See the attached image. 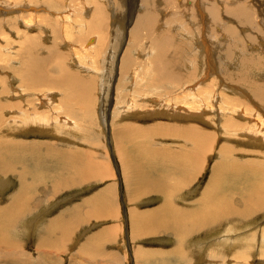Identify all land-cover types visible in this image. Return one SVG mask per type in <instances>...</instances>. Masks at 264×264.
Here are the masks:
<instances>
[{"label":"rangeland","instance_id":"1","mask_svg":"<svg viewBox=\"0 0 264 264\" xmlns=\"http://www.w3.org/2000/svg\"><path fill=\"white\" fill-rule=\"evenodd\" d=\"M95 1L98 0H90V3L87 5ZM101 1V24L104 23L102 31L106 33L104 39L105 42L103 43H107V45L101 47L102 51H100L99 55L96 53L94 54V48H92L91 53L89 51L78 57L80 63L84 65L87 64V66L80 65L79 70H83V67H88L87 75L88 79H90L89 89L92 94L90 112L87 111L89 110L88 107L85 109L87 112L85 110L82 112L81 107L76 106L78 104L76 101L74 104L75 115L72 118L74 122H76L73 126V131L69 133V131L62 130V132L58 134L52 133V136L44 135L39 137L36 135H27L24 137L28 143H31L34 140L46 141L48 142V146H50V150L52 147L60 150V153L76 155L78 158L77 169L76 171H73L72 169H61L58 172V168L44 167L41 170V176L35 181L30 175H27L25 178L27 193L24 195L27 198L21 205L24 209L23 214L20 215V222L16 221V225L13 227L14 232L12 231V237L14 241L16 240L15 242L18 245V249L29 253V255L31 254L30 256L32 257L33 263H40L37 259L39 257L44 260L47 259V261L45 260L46 264H264V250L261 254H258L259 251L255 247V245H258L256 236L264 235V186H257L255 193H258V201L252 200L249 202L250 209L246 217L238 219L236 217V219L220 218L221 220L218 219L215 222L213 221L212 223L208 222L205 224L203 226L204 229L201 231L195 232V229L192 230L193 232L190 231L187 236L185 234V229H183L184 231L182 230L187 224H190L195 228L202 222V218H193V214L198 211L197 205L194 202H191L188 205L186 204L188 201L197 198V196L199 197L200 191L205 187L204 184L212 174L211 170L214 163L216 164V162H218L219 167L214 169L213 175L218 177L222 174V165L224 163L217 161L219 151L227 152L230 151V149H235V147L239 148L243 144L241 142L224 139L217 127L207 128L195 120H174L171 117L160 114L154 116L146 115L145 118L139 116L150 113H145L147 108L150 110L153 109V112H163L168 109L169 104H172L173 106L176 104L183 105L184 100L180 99V96L177 95L176 101L173 95L171 96L170 92L166 94L163 90H161L160 94L157 91L150 93V90L148 89L149 87L144 85V72L150 66L152 56L143 57V53L146 49L151 48L152 41L147 35V30H141L137 36H134L133 30L135 24H132L135 20L136 14H138L137 9L139 4H141V0H114L118 4L117 7H109V5L104 2L105 0ZM112 1L113 0H111V2ZM246 1L249 5H252L255 2H261V0ZM19 2H22L23 4L25 0H18V3ZM37 2L44 3L43 0ZM64 2L65 1L63 0H54L52 11L60 10L62 3ZM10 3L13 2L10 1ZM152 3L156 10H170L166 0H152ZM261 3H264V0ZM65 4L66 9H68L69 3L65 2ZM177 4L178 6L181 5L180 0L177 1ZM216 4L220 6L218 2H216ZM16 13L17 12L12 11L10 14L6 15ZM0 16L3 15L1 14ZM48 16H51V14L48 13ZM220 16L221 22L227 20V26H237L235 20H230L226 17L223 8H221ZM110 17H112V19ZM78 21H80V19ZM47 22L54 23L55 27L47 29L33 28L28 30L27 38H30L34 43L39 42L41 44H43L44 41L47 42L46 44L55 41L63 42L65 39L76 41L78 35L76 26L71 33H66L61 31V23H57V21L53 22L50 19H48ZM221 22L212 24L211 21L208 20V24L211 28V36H207V33L205 34L206 31L208 32L207 28H203L202 25L198 27L200 37L204 38V40L207 39V41H204L205 49L212 48L211 41H215L219 35H222L223 40L220 39L218 44L225 41V46L230 45L235 48L234 50L230 49L231 60L234 58L235 53L240 51L244 45L249 53L252 51L249 47L252 46L254 48L253 51L260 54V57H258L255 53H252L256 58H259L258 63H260L262 68L260 67V70H258L249 65L248 70L243 69L241 73L238 74L237 71H233L220 61L219 55L214 52L212 58H216V68L215 70H210V72L214 73L220 69L222 76L229 74V79L224 80V82L230 87L236 86L239 88L237 92H241L240 89L244 88L242 78L248 77V72L251 74V79L254 83H262L264 78H260L261 74L264 73V68L262 66V63L264 64V55L262 58V52H260L258 48L262 47L261 49H264V41H262L263 43L261 42V39L264 38V29H262L264 27L259 26L261 27V30L259 28L258 30H253L249 27L237 26L238 32L235 35L227 31V26L223 28L220 27ZM75 23L72 24V27ZM89 25L90 22L86 21L83 28H86L87 34L92 35L93 32ZM16 27L21 29L23 28V24H17ZM0 28V77L3 76L6 78V76L9 75V65H13L16 62V59H14V53L16 49L15 47L18 46V43H16L18 38L15 30H8L7 27H5V29L3 26ZM152 28L155 32L159 33L157 25ZM247 31H250L256 39V42L249 47L247 46V44L249 45L247 37H240V35H246ZM1 32H3L5 36L3 34L1 36ZM189 33H192L191 28ZM191 42L192 39H189L187 43L189 44ZM77 45L78 44H75L73 46L75 50ZM62 46H64L63 43ZM216 48L218 49L219 47ZM224 48L222 47V50ZM115 49L116 60L115 58L113 59L112 56ZM135 50L136 54H134ZM2 52L5 58L1 55ZM237 54L236 56L238 57L241 55L240 53ZM205 55L207 56L206 51ZM69 57V54H67V60ZM110 57L112 59H110ZM119 57L130 60L127 64L129 70L120 72L132 75L131 79H134L133 81L135 83L131 82L132 84L129 87L131 79H126L127 75L120 76L115 87L114 101L112 103L110 102V89L109 93H107L105 88H108L109 86L107 85V81L109 82L110 74H112L113 77V74L115 76L118 72V68L110 70V67L111 65L112 67L114 66V62L115 64L117 63ZM133 61H135V65H133ZM134 68L136 69L135 72ZM197 78L198 75L196 74L193 79ZM1 85L2 82L0 86ZM102 90H104V92H102ZM175 90L180 91L181 89L178 88ZM143 95L144 97H142ZM41 97L43 101H47V96L45 94H42ZM156 99L157 102L154 101ZM246 103H249V107L253 111H261L259 106L257 107L255 105L256 101L251 97L250 93ZM116 104L122 107L116 108ZM109 105H112V109ZM156 107L157 109H155ZM126 108L130 111L129 115L133 113L131 112L133 109H137L138 111L135 112V116L122 115L120 111ZM103 112L106 121L108 120V123L105 122V125L107 126L106 128L99 120V115ZM242 122H248V120L244 119ZM168 125H170V132L164 130L162 134L167 133L169 136L163 135L164 137H156L152 134V131H155L153 127L162 126L165 128V126ZM179 125L184 129L185 134L182 133L181 128L180 130H177L176 127ZM139 126L144 127L143 129L146 130L139 132ZM203 131H212L211 134L214 133L213 135H215V138L212 137V139L206 143V148H212V151L210 153L206 151L202 156V151H197L194 144H190V141L198 138L197 133ZM183 135L188 136V139L184 140V137H182ZM55 136L59 137L57 138ZM249 145L250 144H247L242 147L252 153L257 151L256 149H259V147ZM40 148L37 150L38 153H36L41 157L45 156L44 162L47 163L49 160V158H47L49 149H46V147L42 145ZM262 150L264 151V148ZM169 151L172 152L170 153ZM167 152H169L170 155ZM245 152V150L242 152V156L241 152L236 151L233 154V158L236 159L235 162H240L243 166H245V164L250 166L256 175L264 173V155L261 154V156L251 158L253 156L248 154V157L246 156L247 154H244ZM52 153H57V151ZM31 155L32 154H30V157L32 158L33 156ZM58 156L60 155L58 154ZM171 157L175 159L179 165L185 159H188V166L186 168H191L190 159L201 162L199 166L200 168L195 170L192 174L194 178H190L195 180L192 184L186 185L184 179L183 186L179 187L177 186L179 180H169L170 177H174L172 165H174L175 162L172 163L173 159L171 160ZM244 159L245 164L242 161H239ZM156 163H158V167L153 171H151V168L149 169L150 165H146H155ZM84 164L87 168L84 167ZM20 168L21 167L18 165L16 170L9 171L8 175L0 174V180L6 179V177L8 179V185L0 187V206L7 204V202L10 201V198L15 195L17 189H19L18 172L21 170ZM81 168L87 169V173L89 172L88 174L90 176L92 175V179L81 180L78 175ZM147 173L149 177L147 176ZM144 174H146V176ZM98 176L102 177L99 178ZM166 179L169 180L170 183L177 180V185L175 183L172 185L166 183V187H164V190L166 189L165 191L171 195V202L167 199L163 202V194L161 192L157 194L150 188L151 185L159 184ZM59 180L74 181L66 187H57ZM168 186L171 189H169ZM175 186H177L176 188L179 190H177ZM173 191L175 194H173ZM166 203L169 205L175 203L176 205L174 204V206H182L181 209H183L186 221L182 223L183 226L181 225L180 230L185 234V237H182L181 233L177 236L176 233L168 229L159 230L160 227L158 228V233L142 235L139 238L134 237L133 234H135L137 229H134L132 221L133 217L130 218V211L137 213L144 210H151L157 205H161V207L164 205V210L160 211L161 214H163L166 211ZM234 203L235 202L233 201V204ZM236 206L238 209L242 207L239 203L236 204ZM57 215H60L62 219L68 220L66 222H61L56 218ZM74 215H76V217ZM232 215H234L233 212L230 213L228 217H231ZM77 217L80 218L82 222L80 225L78 224L79 226H77V228L74 227L76 226L74 223L73 228H76V230L71 232L72 238L70 239L65 238L63 230L54 228L55 225L50 229V226L54 221L59 223L63 228H68L70 220L73 221V219H77ZM50 218H54V221L49 220ZM162 219H165L166 222H168L166 213L162 216ZM228 228L235 230L230 233L245 230L247 235H249L248 237L251 238V244L248 243L247 236L243 245L236 244L230 250H226V246L223 244H214V240L211 239H213L215 235L224 236ZM3 234L4 233L0 230V237ZM50 241H53L54 243ZM263 244L264 240H262L261 243L259 242V246ZM262 247H264V245ZM14 248H16V246ZM139 248H149L150 252L152 251L151 253L153 254H150L149 252L148 256L140 257L138 254ZM154 249H162L165 252L161 255H157L154 254ZM5 253L7 252L0 251V264H18L14 260L4 256Z\"/></svg>","mask_w":264,"mask_h":264},{"label":"bare ground","instance_id":"2","mask_svg":"<svg viewBox=\"0 0 264 264\" xmlns=\"http://www.w3.org/2000/svg\"><path fill=\"white\" fill-rule=\"evenodd\" d=\"M10 1L13 3H10ZM37 1L39 0H25L22 4V2L18 3V0H0V15H3L0 16V27L3 26V28L7 27L8 30H15L18 38L16 41L18 46L15 47L16 49L14 53V59H16V62L13 65H9V75L6 76V78L3 76H1L2 78L0 77V84L2 82V85L0 86V174L8 175V172L16 170L18 165L21 167V170L18 172L19 189H17L15 195L10 198V201L7 202V204L0 206V230L4 233L0 237V251H6L7 253H5L4 256L14 260L18 264H44L47 261V259H45V261L38 257L37 259L40 263H33L32 257L30 256L31 254L29 255V253L19 250L17 247L18 245L15 242L16 240L14 241L12 237L13 227L16 225V221L20 222V215L23 214L24 209L21 205L27 198L24 196L25 193H27L25 178L27 175H30L35 181L41 176V170L44 167L58 168L59 172L61 169H72L73 171H76L78 165V158L76 155L60 153V150L52 147L50 150V146H48V142L46 141L34 140L31 143H28L24 137L27 135H36L39 137L44 135L52 136V133L58 134L62 132V130L69 131V133L73 131V126L76 123L72 119L75 115L74 104L77 101L78 104L76 106L81 107L82 112L87 107L89 108L87 111L90 112V104L92 100V94L89 89L90 79H88L87 75L88 67H83V70H79L80 65L84 64L79 62L78 57L89 51L91 53L92 48H94V54L96 53L99 55L100 51H102L101 47L107 45V43H103L105 42L104 39L106 33L102 31L104 23L101 24V0L95 1L89 5L87 4L90 3V0H63L66 3H69V8L66 9V4L64 2L62 3L60 10L54 12L52 11L54 0H43L44 3ZM177 1L178 0H166L170 10H156L153 7L152 0H141V4H139L137 9L138 14H136L135 20L132 24H135L133 30L134 36H137L141 30H147V35L152 41L151 48L146 49L143 53V57L152 56L150 66L144 72V85L149 87L148 89L150 90V93L157 91L160 94L161 90H163L166 94L170 92L171 96L173 95L176 101L177 95H179L180 99H183L184 102L183 105L176 104L173 106L172 104H169L167 110L158 113L153 112V109L150 110L147 108V110L144 109L146 110L145 113H150L139 116L145 118L146 115L154 116L160 114L171 117L174 120H195L207 128L217 127L224 139L241 142L243 144L242 146L250 144L249 146L259 147L254 153L242 146L239 148L235 147V149H230V151L227 152L219 151L217 161L224 163L222 165V174L218 177L213 175L214 169L219 167L218 162H216V164L214 163L211 170L212 174L204 184L205 187H203L202 190L200 189L199 197L197 196V198L188 201L187 204L185 203L188 205L189 203L194 202L197 205L198 211L193 214V218H202V222L199 223L198 227L194 228L190 224H187L182 228V230L185 229V234L187 236L190 231L194 229L195 232L201 231L204 229L203 226L205 224L208 222H215L220 218L238 219L246 217L250 209L249 202L252 200L258 201V193H255L257 186H264V173L256 175L253 169L245 164V159L239 160L245 164V166H243L242 163L235 162L236 159L233 158V154L236 151L242 153L244 150L246 151L244 153L247 154L246 156H248V154L253 156H250L251 158L261 156V154L264 155V151L262 150L264 148V81L262 83H254L251 79V74L248 72V77L242 78L244 88L240 89L241 92H237L239 88L236 86L230 87L224 82V80L229 79V74L222 76L220 69L214 73L210 72V70H215L216 68V58H212L214 52L219 55L220 61L233 71H237L238 74H240L243 69L248 70L249 65L260 70L261 66L260 63H258L259 58H256L252 53H255L258 57H260V54L254 52L252 46L249 47L256 42V39L250 31H247L244 36L240 35L241 38L247 37L249 41V45L247 44V46L251 48L253 52L250 51L249 53L244 45L240 51H237V53H240L241 55L238 57L236 56L237 53H235L234 58L231 60L230 49L234 50L235 48L230 45L225 46V41L218 44L220 39L223 40L222 35H219L215 41H211L212 48L205 49L204 41H207V39L204 40V38L200 37L198 33V27L202 25L203 28L208 29V32L204 31L205 34L207 33V36H211V28L208 24V20H210L212 24L221 22V8H223V12L227 18L236 21L237 26L249 27L253 30H258L259 28L261 30V27L259 26L264 27V3H261L263 0L257 3L255 2L252 5H249L246 0H180L181 5L178 6ZM14 2L18 4L21 3L22 5L20 4V6ZM104 2H106L109 7L118 6L114 0L112 2L111 0H105ZM216 2H218L220 6H218ZM12 11L17 13L6 15L10 14ZM48 13H50L56 20L51 16H48ZM112 17L110 18L112 19ZM48 19L53 22L57 21V23H61L62 26L60 29L66 33H71L76 26V29L78 30L76 41L65 39L63 42L55 41L46 44L47 42L44 41V43L41 44L39 42L34 43L30 38H27L28 30L33 28L47 29L55 27L54 23L47 22ZM79 19L80 21H78ZM86 21L90 22L89 27L93 32L92 35L87 34L86 28H83ZM21 23L23 24V28L20 29L19 27H16L17 24ZM73 23L75 24L72 27ZM155 25H157L159 33L153 30L152 27ZM227 25V20L220 23V27L222 28ZM237 26H227V31L236 35L238 32ZM190 28L192 33H189ZM3 32H1V36ZM3 35L5 36V34ZM189 39H192V42L188 44L187 42ZM262 41H264V38L261 39V42ZM62 43L64 46H62ZM75 44H78L76 50L73 48ZM216 47L219 48L217 49ZM222 47L224 48L223 50ZM261 48L258 49L262 52L261 57L263 58L264 49ZM205 51L207 52V56L205 55ZM67 54L70 56L68 60L66 58ZM134 54H136V50L134 51ZM1 55L4 57L3 52ZM112 56L113 59L115 58L116 60V49ZM110 59L112 58L110 57ZM129 62L130 60L119 57L117 63L115 64L114 62V66L112 67L111 65L110 67V70L118 68V72L115 76L113 74L112 77V74H110L109 82L107 81V85L109 86L108 88H105L107 93H109L110 89V102L112 103L114 101L115 87L120 76L127 75L126 79L129 80L132 77V75H129L128 73L120 72L129 70L127 67ZM133 65H135V61H133ZM84 66H87V64ZM262 66L264 68L263 63ZM135 70L136 69L134 68V72ZM196 74L198 75V78L193 79ZM263 78L264 73L261 74L260 79ZM133 80L134 79H131L129 87L132 83H135ZM178 88L181 90L176 91L175 89ZM102 92H104V90H102ZM249 93L256 101L255 105L257 107L259 106L261 111H253L249 107V103H246ZM42 94L47 96L46 102L42 100ZM144 95L142 97H144ZM154 101L157 102V99ZM109 106H111L112 109V105ZM115 107L118 108L122 106L116 104ZM155 109H157V107ZM136 111L138 110L133 109L131 111L133 113L130 115L128 108L122 109L120 112L122 115L135 116ZM244 119H247L248 122H242ZM99 120L106 128L107 126L105 125V122L108 123V120L106 121L104 112L99 115ZM180 126L181 125L176 127L177 130H180L181 128L182 133L185 134L184 129ZM143 128L144 127L139 126V132L146 130ZM153 128L155 131H152V134L156 137L169 136L167 133H162L164 130L170 132V125L165 126V128L162 126H156ZM211 132H198V138L190 141V144H194L197 151H202V156L206 151L209 153L212 151V148H206V143L210 141L212 137L215 138V135H213L214 133L211 134ZM55 137L58 138L59 136ZM182 137H184V140L188 139V136L186 135H183ZM41 145L46 147V149H49V153H47V158H49V160L47 163L44 162L45 156L41 157L37 154V150ZM55 151H57V153H52ZM169 152L171 153L172 151ZM169 152L167 153L170 155ZM30 154H32V158L30 157ZM58 154L60 156H58ZM172 159L173 158L171 157V160ZM173 162H175V164L172 165L174 177H170L169 180H179L178 185L176 184L177 180L173 182L179 187L183 186L184 179L186 185L192 184L195 180L190 178H194L192 174L195 170L200 168L199 166L201 162L190 159L191 168H186L188 166V159H185L180 165L175 159L172 160V163ZM146 165H150L149 169L151 168V171L158 167V163L155 165ZM79 171L78 175L81 180L92 179V175L90 176L88 174L89 172L87 173V169L81 168ZM144 175L146 176V174ZM147 176L149 177L148 173ZM7 180V177L6 179H1L0 187L8 185ZM68 180H59L57 187H66L74 181ZM169 180L166 179L165 181L156 185H151L150 187L157 194L160 192L163 194V202H165V199L171 202L170 193L166 192V189L164 190V187H166L165 184L170 183ZM173 183H170V185ZM177 186H175V188ZM173 194H175L174 191ZM233 201L235 202L234 204ZM238 203L242 206L239 209L236 206ZM174 204L171 203V205H169L166 203V211H163V214H161L160 211L164 210V205H162V207L161 205H157L151 210H144L137 213L130 211V218L133 217L132 221L134 229H137L135 234H133L134 237L139 238L142 235L154 234L160 229L171 230L176 233L177 236L181 233V236L185 237V234L180 230L182 223L186 221L183 209H181L182 206H174ZM232 212L234 215L228 217ZM165 213L168 222H166L165 219H162V216L165 215ZM57 216L56 218L61 222H66L68 220L62 219L60 215ZM74 216L76 217V215ZM79 219L80 218L77 217V219H73V221L70 220L68 228H63L59 223L54 221V218H50L49 220L54 221L51 224L50 229L55 225L54 228L63 230L65 238L70 239L72 238L71 232L75 231L77 226L82 222V220ZM74 223L76 224V226H74L76 228H73ZM231 230L232 229L228 228L226 231L227 234L225 233L224 236L215 235L211 240H214V244L225 245L226 250L232 249L236 244L243 245L246 236H249L246 231L230 233L235 231L234 229ZM101 236L103 237L102 234ZM256 240L258 245H255V247L259 251L258 254H261L264 250V247H262L264 244L259 246V242L261 243L262 240H264V235L256 236ZM248 241V243L251 244L250 237H248ZM13 246H16V248ZM146 249L139 248L138 254L140 257H146L149 255L148 253L150 250L149 248ZM151 252L150 254H153ZM164 252L165 251L162 249H154V254L157 255H161Z\"/></svg>","mask_w":264,"mask_h":264}]
</instances>
